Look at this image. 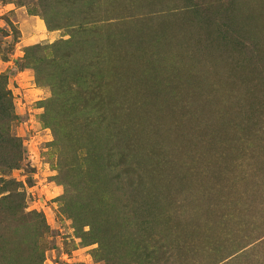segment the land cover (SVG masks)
I'll use <instances>...</instances> for the list:
<instances>
[{"label":"rangeland","instance_id":"obj_1","mask_svg":"<svg viewBox=\"0 0 264 264\" xmlns=\"http://www.w3.org/2000/svg\"><path fill=\"white\" fill-rule=\"evenodd\" d=\"M0 264H264V0H0Z\"/></svg>","mask_w":264,"mask_h":264}]
</instances>
